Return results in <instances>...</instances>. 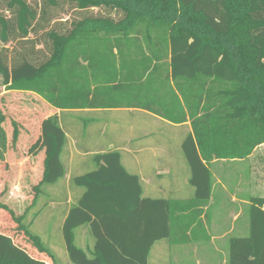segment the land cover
Listing matches in <instances>:
<instances>
[{
    "label": "trees",
    "instance_id": "obj_1",
    "mask_svg": "<svg viewBox=\"0 0 264 264\" xmlns=\"http://www.w3.org/2000/svg\"><path fill=\"white\" fill-rule=\"evenodd\" d=\"M0 42L6 91L37 94L62 111L135 108L191 124L182 143L191 199L144 198L139 176L118 151L95 155L94 170L73 178L83 194L62 225L73 264H149L159 241L200 240L212 197L210 164L245 160L264 145V0H0ZM6 121L0 106L1 162L20 138L12 121L9 141ZM66 139L57 116L42 121L29 149L31 157L45 155L32 205L45 185L65 177ZM0 210L55 263L25 215L1 202ZM249 216V235L230 239L228 264H264V197L251 199ZM84 226L91 249L76 243ZM0 264L47 263L0 231Z\"/></svg>",
    "mask_w": 264,
    "mask_h": 264
},
{
    "label": "crops",
    "instance_id": "obj_2",
    "mask_svg": "<svg viewBox=\"0 0 264 264\" xmlns=\"http://www.w3.org/2000/svg\"><path fill=\"white\" fill-rule=\"evenodd\" d=\"M45 104L51 114L39 122V135L42 121L57 116L67 138L63 153L67 150L70 170L65 167V177L52 185L56 188L50 189L53 203L67 205L62 215V225L71 207L83 194V189L72 186L73 178L76 177L73 173L88 169L85 161L98 154L118 151L125 169L139 176L144 198L181 201L194 196L195 190L190 185V167L182 150L183 141L192 132L190 122L173 124L148 111L135 108L62 111ZM19 141L17 148L20 146ZM263 147H258L245 160H220L210 164L213 188L206 208L207 214L202 216L205 222V229L199 236L202 238L195 243H170V250L165 246L160 249L161 252L171 251V246L186 245H196L194 251H197L200 245L205 244L209 245V253H227L232 237L249 235L251 199L264 197V173L258 170L259 164L264 161V152L258 153ZM44 157V152H41L30 160L41 174ZM218 162L222 164V174L215 180V165ZM80 238L84 244L80 243ZM76 243L84 249L92 248L94 239L88 227L76 231ZM175 252L179 255L181 250Z\"/></svg>",
    "mask_w": 264,
    "mask_h": 264
},
{
    "label": "rangeland",
    "instance_id": "obj_3",
    "mask_svg": "<svg viewBox=\"0 0 264 264\" xmlns=\"http://www.w3.org/2000/svg\"><path fill=\"white\" fill-rule=\"evenodd\" d=\"M60 17L68 20L70 15L61 14ZM3 47L5 46L0 42V50ZM6 47L12 50L13 44H8ZM3 81L4 78L0 74V106L7 118L5 129L9 133L8 137L11 141L13 130L11 122L16 121L19 124L20 146L19 148H13L10 145L6 160L4 162L0 161V202L12 210L16 216L25 215L24 225L28 227L32 234L40 238L46 248H49L52 253L54 252V264H73L67 254L61 228L62 215L66 212L67 205L56 204L52 201V191L50 189L56 187L45 185L43 188L44 193L32 205L33 188L40 182L42 174L37 168H34L35 164L30 161L33 157L29 155V149L39 135V122L43 117L50 116L51 113L47 110L46 101L43 98L34 93L6 92ZM261 150V152H258L259 154L264 152V147ZM93 158L89 157L85 161V166L88 169L78 171L79 173L74 172L73 176H79L94 170ZM61 159L64 166L68 168L67 170H70L67 150L64 151ZM90 165L91 167H89ZM258 170L264 173V161L259 164ZM215 172L214 179L216 180L222 174L221 162L215 165ZM72 186L77 188L73 182ZM0 231L8 234L31 256L41 258L47 264H53L49 257L38 253L28 238L17 230V225L13 222L10 214L4 210H0ZM176 237L173 236V238ZM79 241L84 244L81 238ZM195 242L196 240L192 243ZM170 243L172 244L169 240L157 243L149 257V264H228L229 251L215 255L209 253V245L205 244L200 245L197 251H194L196 245H186L171 246V251L164 250L161 252L160 249L165 246L170 250ZM175 250H181V255H177Z\"/></svg>",
    "mask_w": 264,
    "mask_h": 264
}]
</instances>
